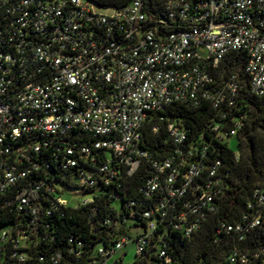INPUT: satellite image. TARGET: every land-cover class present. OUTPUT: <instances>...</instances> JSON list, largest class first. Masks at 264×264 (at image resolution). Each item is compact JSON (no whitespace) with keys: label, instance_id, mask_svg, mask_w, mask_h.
<instances>
[{"label":"built area","instance_id":"1","mask_svg":"<svg viewBox=\"0 0 264 264\" xmlns=\"http://www.w3.org/2000/svg\"><path fill=\"white\" fill-rule=\"evenodd\" d=\"M232 53H243L244 63L218 79ZM244 97L264 99V0H168L156 13L143 0L123 8L0 0V264H71L59 252L38 253L50 245L53 217L68 209L94 214L118 168L131 176L142 163L147 204L130 201L122 216L112 206L105 223L123 231L85 264H126L129 243L136 248L129 264L149 248L161 261L155 264H172L163 250L167 234L189 238L221 207L222 164L207 154L237 136L244 116L234 112ZM204 104L214 116L198 132L158 115ZM153 116L152 131L163 126L168 140L162 158L140 148ZM100 152L111 157L100 163ZM247 209V224L222 223L217 232L242 240L261 227L263 189L253 190ZM248 256L234 250L229 260L264 264V249Z\"/></svg>","mask_w":264,"mask_h":264},{"label":"trees","instance_id":"2","mask_svg":"<svg viewBox=\"0 0 264 264\" xmlns=\"http://www.w3.org/2000/svg\"><path fill=\"white\" fill-rule=\"evenodd\" d=\"M89 1L102 8H123L132 0ZM167 1L143 0V3L150 13H156ZM228 58L229 63L222 64L216 75L218 79L233 72L236 70V66L244 63L243 53H232ZM237 105L239 109L234 112V115L244 116V121L235 137L236 151H233L230 145L215 143L210 148L212 153L207 154L208 157H216L222 164L219 174L225 182L227 190L220 203L221 207L215 214L207 216L200 229L189 238H183L177 232L167 234L163 250L171 259L172 264H233L230 263L229 256L234 250L248 256L264 249V221L261 227H255L244 233L242 240L233 231L217 232L222 223L227 225L239 223L242 226L247 224V220H244L243 216H246L248 220L251 218L252 211L247 209V205L253 201V190L255 188L264 190V99L244 97L243 102L239 101ZM158 115L185 120L186 128L193 133L206 128L213 118L214 112L208 104H204L197 110H186L179 107L174 113L166 109L164 113H158ZM156 121L157 117L153 116L149 123L143 125L140 148L147 150L153 158H162L166 155L163 148L168 150V140L163 126L157 132L152 131L151 127ZM99 156L100 163L108 159V156L102 152ZM147 167L148 164L142 163L131 176L126 174L124 167L118 168L119 173L113 179L114 184L101 187L97 211L94 214L85 209H68L65 218L53 217L55 230L51 235L50 245H43L47 250L44 251L41 248L38 253L59 252L71 264H85L92 257L96 246L112 245L122 233L123 228L116 231L105 221L112 218L115 211H118L119 216H122L121 213L128 215L129 210L125 209V205L130 201L137 204L148 202L140 192L148 178ZM113 196L118 199L114 200ZM121 205H123L122 209ZM112 206L115 207V211L111 210ZM121 218L118 219L119 223H121ZM70 237L74 238L76 242L78 240L82 242V246L78 248L75 241L69 243L68 238ZM71 248H74L75 252L77 249L80 251L79 257L76 258L74 254L67 255ZM152 251L153 249L149 248L142 257L135 258L133 264L161 262L151 254Z\"/></svg>","mask_w":264,"mask_h":264},{"label":"rangeland","instance_id":"3","mask_svg":"<svg viewBox=\"0 0 264 264\" xmlns=\"http://www.w3.org/2000/svg\"><path fill=\"white\" fill-rule=\"evenodd\" d=\"M199 54L200 56H205V51L200 48L199 49ZM236 140L235 138L233 139H230V142H229V145L230 147L232 148L233 151H236ZM107 156L110 158L111 157V154L110 153H107ZM130 237L131 238H134V233H131L130 234ZM123 251L125 252V257H124V262L126 264H129L132 262L135 254H136V248H135V245L133 243H129L124 249Z\"/></svg>","mask_w":264,"mask_h":264}]
</instances>
